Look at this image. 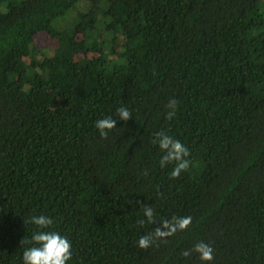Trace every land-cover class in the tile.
Instances as JSON below:
<instances>
[{
    "label": "trees",
    "instance_id": "16d2710c",
    "mask_svg": "<svg viewBox=\"0 0 264 264\" xmlns=\"http://www.w3.org/2000/svg\"><path fill=\"white\" fill-rule=\"evenodd\" d=\"M161 131L190 149L179 178ZM39 215L67 264H264V0H0V264H24ZM173 216L192 224L138 247ZM200 241L212 261L182 255Z\"/></svg>",
    "mask_w": 264,
    "mask_h": 264
},
{
    "label": "clouds",
    "instance_id": "9594fccd",
    "mask_svg": "<svg viewBox=\"0 0 264 264\" xmlns=\"http://www.w3.org/2000/svg\"><path fill=\"white\" fill-rule=\"evenodd\" d=\"M166 107L168 109L167 119L171 120L178 109L177 101L175 99L170 100ZM116 114L124 121L132 119V113L127 107L118 108ZM116 125L117 120L111 116L99 119L95 123V127L103 138H107L109 131L116 128ZM152 143L154 145L158 144L159 149L163 153L159 161L162 168L167 167L169 164L175 165L170 173L171 178H179L182 172L189 169L191 165V160L189 159L190 149L180 140L161 131L156 133ZM140 208L144 213V217H146V220L141 219L138 221L141 226L145 225V223L153 224L157 221L155 210L151 206L141 204ZM30 222L37 225L41 230L35 232L31 237L33 246L23 252L24 264H67L73 255L72 242L67 236L58 231L46 230L53 225V219L47 215H39L33 216ZM25 223H28V221H25ZM191 224V216H173L171 219L161 220V226L139 238L138 247L148 249L159 240H166L179 231L187 230ZM193 252L198 253L202 261H212L214 259V248L206 242L200 241L196 243L192 249L183 251L182 255L190 257Z\"/></svg>",
    "mask_w": 264,
    "mask_h": 264
},
{
    "label": "rangeland",
    "instance_id": "374dc122",
    "mask_svg": "<svg viewBox=\"0 0 264 264\" xmlns=\"http://www.w3.org/2000/svg\"><path fill=\"white\" fill-rule=\"evenodd\" d=\"M83 4V3H81ZM80 4V5H81ZM85 4V3H84ZM83 4V5H84ZM102 24V23H101ZM81 38V36H80ZM35 42L40 45L41 47H44V48H50V49H57L58 48V44L56 42V40H54L53 38L50 37V35H48L47 33L45 32H41V33H38L36 36H35ZM90 57L91 58H96L98 57V53L96 52H92L90 53ZM24 62L28 65L29 64V58L25 57L24 58ZM30 74L32 75H35L38 71L35 70V69H30L29 70ZM60 106V105H59Z\"/></svg>",
    "mask_w": 264,
    "mask_h": 264
}]
</instances>
